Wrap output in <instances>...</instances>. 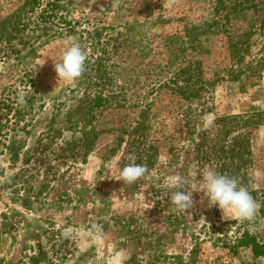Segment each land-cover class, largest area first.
Masks as SVG:
<instances>
[{"label":"rangeland","instance_id":"obj_1","mask_svg":"<svg viewBox=\"0 0 264 264\" xmlns=\"http://www.w3.org/2000/svg\"><path fill=\"white\" fill-rule=\"evenodd\" d=\"M30 1L0 0L21 30L0 34V264H264L241 244L264 237L260 209L241 222L194 192L184 214L165 185L211 169L261 203L264 0H57L75 34L54 39ZM73 42L87 61L68 85L54 64ZM132 158L149 172L129 185ZM92 223L104 243L64 239Z\"/></svg>","mask_w":264,"mask_h":264},{"label":"clouds","instance_id":"obj_2","mask_svg":"<svg viewBox=\"0 0 264 264\" xmlns=\"http://www.w3.org/2000/svg\"><path fill=\"white\" fill-rule=\"evenodd\" d=\"M87 56L78 42L71 43L64 50L61 59L54 64L56 79L68 85L76 83L85 71ZM26 103L25 94L21 92L17 104ZM212 118H204V127L211 125ZM149 169L144 164L131 162L121 170L123 181L129 185L144 177ZM166 188L170 191L171 204L177 212L186 213L194 205L193 193H202L209 207L215 206L222 213L234 216L241 222L255 220L260 204L253 198L248 187L241 185L237 178L221 174L209 169L202 176L189 181L180 174H170L165 179ZM104 226L101 223H92L85 231L74 227H66L63 237L67 241H74L77 237L88 236L97 244L104 243Z\"/></svg>","mask_w":264,"mask_h":264},{"label":"trees","instance_id":"obj_3","mask_svg":"<svg viewBox=\"0 0 264 264\" xmlns=\"http://www.w3.org/2000/svg\"><path fill=\"white\" fill-rule=\"evenodd\" d=\"M32 8L26 11L29 15H32L33 10L36 6H39V2L37 0H31L30 1ZM28 4V3H27ZM27 4H24L26 6ZM36 4V5H35ZM60 6L58 5L57 0H40V13L35 18L36 22H40V39H54L58 37H62L63 35H73L75 34L74 27L72 23L60 13ZM21 14L24 12V10H20ZM18 12V13H19ZM25 15V13H23ZM14 15L7 16L5 19H3L0 22V34L5 33L6 34V42H10V39L15 36V34L19 33L21 30L17 26V23L13 20ZM30 18L27 17V21L29 22ZM18 22V21H17ZM6 25H12L10 28V31L5 29L3 26ZM21 28H24L23 31H26L27 29L25 26H22ZM30 30H27L29 32ZM26 43L25 45H27ZM29 50L33 51L34 46L28 44V47L23 46V50ZM230 53L231 56L234 55L235 49L234 47H230ZM194 77L191 74V72L188 75V80H192ZM260 216L264 217V193L261 197V203H260ZM245 247H249L251 249V253L254 258H259L264 256V237L262 236H246L244 238V241L241 243Z\"/></svg>","mask_w":264,"mask_h":264}]
</instances>
